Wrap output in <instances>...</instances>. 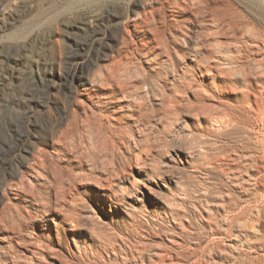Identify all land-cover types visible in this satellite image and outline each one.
Instances as JSON below:
<instances>
[{
  "label": "rangeland",
  "instance_id": "obj_1",
  "mask_svg": "<svg viewBox=\"0 0 264 264\" xmlns=\"http://www.w3.org/2000/svg\"><path fill=\"white\" fill-rule=\"evenodd\" d=\"M260 108L264 0H0V264H264Z\"/></svg>",
  "mask_w": 264,
  "mask_h": 264
},
{
  "label": "bare ground",
  "instance_id": "obj_2",
  "mask_svg": "<svg viewBox=\"0 0 264 264\" xmlns=\"http://www.w3.org/2000/svg\"><path fill=\"white\" fill-rule=\"evenodd\" d=\"M115 73H116L115 70L111 71L110 74H105V75H103L102 78L106 83H109V85H110V81L113 80V78H116L117 73H116V75H115ZM101 81H102V79H101ZM104 81H103V83H104ZM87 98L89 99L88 95H87ZM258 106H260V105H258ZM259 111H260L261 115H264V109L260 108ZM260 113L258 112L257 115H259ZM259 120H260V126L257 129L258 133H259V137L257 136L258 139L256 142V146H255L256 148L255 149H256V152H258L260 154L259 155L257 154V156H253V157L241 156V155L239 156L240 158H242V162L238 163V181L240 180L239 182L245 183L247 185L251 184L250 183V181H251L252 184L254 185L253 187L256 186L255 187L256 189H257V187H259V190H260L261 187L264 188V119L262 117H260ZM249 170L253 171V173H251ZM239 184H241V183H239ZM242 186H243V184H242ZM246 190H247V188H246ZM250 192H252V191H250ZM259 198L261 199V201H260L261 204H259V205L257 204V207L255 208V212H256L255 215L257 216L258 221L260 219H264V191L261 192V190H260ZM243 206H245V205H243ZM245 214H246V208H242V209L240 208L238 211V214L235 215L233 220L234 219L238 220V218H243L245 216ZM251 228H253V227H251ZM257 240H259V242H261L260 244H262V243L264 244V235H262L260 238H257ZM160 260H161V258H160ZM161 263H163V262H161ZM156 264H160V263H156Z\"/></svg>",
  "mask_w": 264,
  "mask_h": 264
}]
</instances>
